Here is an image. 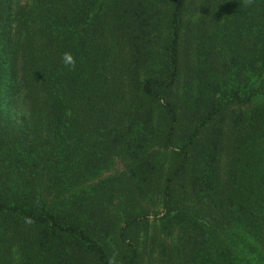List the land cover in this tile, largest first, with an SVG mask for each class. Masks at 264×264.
Masks as SVG:
<instances>
[{
  "label": "trees",
  "instance_id": "16d2710c",
  "mask_svg": "<svg viewBox=\"0 0 264 264\" xmlns=\"http://www.w3.org/2000/svg\"><path fill=\"white\" fill-rule=\"evenodd\" d=\"M187 1L0 0V264H264V0Z\"/></svg>",
  "mask_w": 264,
  "mask_h": 264
},
{
  "label": "rangeland",
  "instance_id": "374dc122",
  "mask_svg": "<svg viewBox=\"0 0 264 264\" xmlns=\"http://www.w3.org/2000/svg\"><path fill=\"white\" fill-rule=\"evenodd\" d=\"M198 15H199V7L197 5L196 0H188L186 3L185 17H184V23H183V35H184V29H185L186 24L191 23L193 25L194 22L197 20ZM180 55H181V67H180L181 75L178 81V85L176 87V94L179 98L183 96L184 92L186 91V86L194 87V82L192 83L193 85H190V83L188 85H185V81H184V76H185L184 75V72H185L184 65H186V63H188L189 65H194V44L188 38L183 37L181 41ZM229 86L231 87V85ZM233 108L234 106L228 105V111L225 113V117L229 116V112H231ZM178 137L181 138V136H178ZM157 148H158L157 146L153 147V149L155 150H157ZM160 152L163 153L162 150H160ZM168 161L169 160H167V164H166V161L164 160V166L166 168L168 167ZM221 168H222V172H224L225 157H223L221 160ZM124 172H125V164L120 159L116 158L112 166H110L108 169L103 171L95 179L87 182L83 186V188L86 190H89L96 183L109 179L111 177L120 176V174ZM150 210L152 212H159L161 210L159 201L156 200L154 202V205L150 207ZM173 238L174 236L167 237L166 234L160 230L158 223L154 222L152 226L149 228V231L147 232V234L140 241L142 242L141 249L143 250V254H144V262L146 264H155L156 259H157V252L159 249V245L163 243L164 241L166 242L165 244L171 245L173 243L172 241ZM249 242L255 245L253 241L249 240ZM107 243L109 244L114 243V239L112 236L108 237ZM111 247H113V245ZM112 249H114V247ZM257 251L259 254V251H262V250L261 249L259 250L257 247ZM111 255H114V252L111 253Z\"/></svg>",
  "mask_w": 264,
  "mask_h": 264
},
{
  "label": "clouds",
  "instance_id": "9594fccd",
  "mask_svg": "<svg viewBox=\"0 0 264 264\" xmlns=\"http://www.w3.org/2000/svg\"><path fill=\"white\" fill-rule=\"evenodd\" d=\"M64 61L66 64L71 65L73 63L72 57L70 54H66L64 57Z\"/></svg>",
  "mask_w": 264,
  "mask_h": 264
}]
</instances>
